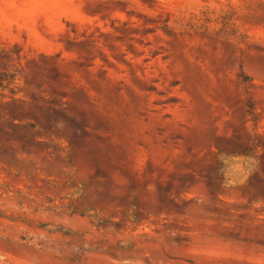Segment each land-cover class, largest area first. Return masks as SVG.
I'll return each instance as SVG.
<instances>
[{
  "label": "rangeland",
  "instance_id": "374dc122",
  "mask_svg": "<svg viewBox=\"0 0 264 264\" xmlns=\"http://www.w3.org/2000/svg\"><path fill=\"white\" fill-rule=\"evenodd\" d=\"M0 72V264H264V0H0Z\"/></svg>",
  "mask_w": 264,
  "mask_h": 264
},
{
  "label": "trees",
  "instance_id": "16d2710c",
  "mask_svg": "<svg viewBox=\"0 0 264 264\" xmlns=\"http://www.w3.org/2000/svg\"><path fill=\"white\" fill-rule=\"evenodd\" d=\"M4 75H5V73H3V72H0V88H4V81H5V78H4ZM10 79H12V80H14L15 79V75H10Z\"/></svg>",
  "mask_w": 264,
  "mask_h": 264
}]
</instances>
